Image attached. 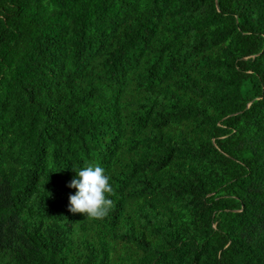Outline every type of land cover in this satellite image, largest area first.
Returning <instances> with one entry per match:
<instances>
[{
	"label": "trees",
	"instance_id": "obj_1",
	"mask_svg": "<svg viewBox=\"0 0 264 264\" xmlns=\"http://www.w3.org/2000/svg\"><path fill=\"white\" fill-rule=\"evenodd\" d=\"M0 264H264V0H0Z\"/></svg>",
	"mask_w": 264,
	"mask_h": 264
},
{
	"label": "clouds",
	"instance_id": "obj_2",
	"mask_svg": "<svg viewBox=\"0 0 264 264\" xmlns=\"http://www.w3.org/2000/svg\"><path fill=\"white\" fill-rule=\"evenodd\" d=\"M76 189L68 198V212L80 214L89 219H103L115 206L108 197L114 195V188L105 169L96 164H88L76 172V177L68 184Z\"/></svg>",
	"mask_w": 264,
	"mask_h": 264
}]
</instances>
